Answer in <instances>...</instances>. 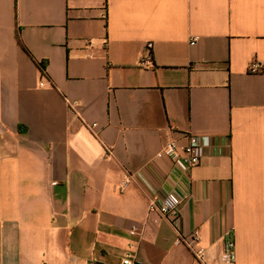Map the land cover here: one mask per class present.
I'll use <instances>...</instances> for the list:
<instances>
[{"label": "crops", "instance_id": "crops-1", "mask_svg": "<svg viewBox=\"0 0 264 264\" xmlns=\"http://www.w3.org/2000/svg\"><path fill=\"white\" fill-rule=\"evenodd\" d=\"M192 134L190 174L157 158ZM195 231L264 264V0H0V264H197Z\"/></svg>", "mask_w": 264, "mask_h": 264}, {"label": "built area", "instance_id": "built-area-1", "mask_svg": "<svg viewBox=\"0 0 264 264\" xmlns=\"http://www.w3.org/2000/svg\"><path fill=\"white\" fill-rule=\"evenodd\" d=\"M259 70V65L257 63L253 64L252 71L259 72ZM203 146V138L199 135L192 134L188 136L187 143L184 146H180L177 141L169 142L159 152L157 158H169L176 168L182 169L185 174H190L194 168L202 163ZM135 179L136 177L134 175L127 177V180L120 188V192H123L132 182L135 181ZM163 189V195H156L151 198L149 212L163 217L171 222L175 228L179 229L182 220L181 209L186 200V195L180 193L169 181L164 183ZM139 231V227L134 226L130 233L135 235L139 233ZM227 239L225 251L221 254V262L223 264H236L237 254L235 240L232 234H229ZM201 240L200 231H195L187 236H182L180 243L191 251L197 264H211L207 257L206 250L200 248ZM84 264L95 263L89 262ZM122 264H138V262L136 256L129 253L123 259Z\"/></svg>", "mask_w": 264, "mask_h": 264}, {"label": "trees", "instance_id": "trees-1", "mask_svg": "<svg viewBox=\"0 0 264 264\" xmlns=\"http://www.w3.org/2000/svg\"><path fill=\"white\" fill-rule=\"evenodd\" d=\"M19 44L21 46H23L22 43L20 42V40H19ZM35 62L37 63V65H38L39 69L41 70V73L43 74V76L47 77L48 76L47 63L46 62H39V61H36V60H35Z\"/></svg>", "mask_w": 264, "mask_h": 264}]
</instances>
